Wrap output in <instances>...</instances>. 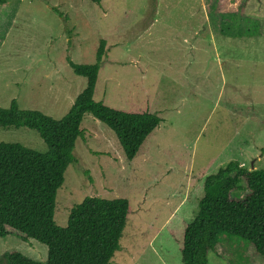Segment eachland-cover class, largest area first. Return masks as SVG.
<instances>
[{
	"label": "rangeland",
	"instance_id": "1",
	"mask_svg": "<svg viewBox=\"0 0 264 264\" xmlns=\"http://www.w3.org/2000/svg\"><path fill=\"white\" fill-rule=\"evenodd\" d=\"M235 3L0 0V107L16 101L61 119L87 85L70 62L94 64L104 41L94 99L163 119L133 160L93 115L81 123L55 220L67 226L71 208L87 196L128 199L111 264H182L205 177L233 160L264 168V0ZM0 142L48 150L28 127L0 126ZM13 250L47 260L46 245L16 230L0 236L1 264ZM209 261L264 264L252 245L228 235Z\"/></svg>",
	"mask_w": 264,
	"mask_h": 264
},
{
	"label": "trees",
	"instance_id": "2",
	"mask_svg": "<svg viewBox=\"0 0 264 264\" xmlns=\"http://www.w3.org/2000/svg\"><path fill=\"white\" fill-rule=\"evenodd\" d=\"M104 46L102 41L94 64L70 62L76 74L87 78V85L61 119L23 110L16 101L0 107V126L34 129L48 147L39 152L19 143L0 142V236L16 230L48 250L45 262L8 251L3 256L5 264H111L121 248L131 211L126 198L87 196L71 208L67 226L55 220L57 193L68 166L77 161L73 151L83 136L86 114L114 131L128 160L136 157L163 122L155 112L124 111L94 99ZM203 189L199 210L185 228L182 264H209V253L216 251L221 235L244 239L264 259V168L249 169L230 161L205 177Z\"/></svg>",
	"mask_w": 264,
	"mask_h": 264
},
{
	"label": "crops",
	"instance_id": "3",
	"mask_svg": "<svg viewBox=\"0 0 264 264\" xmlns=\"http://www.w3.org/2000/svg\"><path fill=\"white\" fill-rule=\"evenodd\" d=\"M236 3L238 4V0H236ZM236 3H235V4H236ZM241 11H242V9L240 10V13L242 14ZM216 249H217V247H216ZM210 253H211V252H210ZM210 253H209V254H210ZM209 262H210V261H209Z\"/></svg>",
	"mask_w": 264,
	"mask_h": 264
},
{
	"label": "water",
	"instance_id": "4",
	"mask_svg": "<svg viewBox=\"0 0 264 264\" xmlns=\"http://www.w3.org/2000/svg\"><path fill=\"white\" fill-rule=\"evenodd\" d=\"M254 168V165L252 164V168L251 169H253Z\"/></svg>",
	"mask_w": 264,
	"mask_h": 264
}]
</instances>
